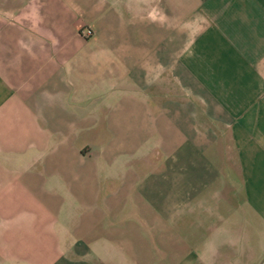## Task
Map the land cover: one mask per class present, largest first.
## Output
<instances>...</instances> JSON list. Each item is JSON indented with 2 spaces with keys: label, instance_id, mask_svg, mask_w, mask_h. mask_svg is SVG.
<instances>
[{
  "label": "crops",
  "instance_id": "obj_1",
  "mask_svg": "<svg viewBox=\"0 0 264 264\" xmlns=\"http://www.w3.org/2000/svg\"><path fill=\"white\" fill-rule=\"evenodd\" d=\"M0 264H264V0H0Z\"/></svg>",
  "mask_w": 264,
  "mask_h": 264
}]
</instances>
